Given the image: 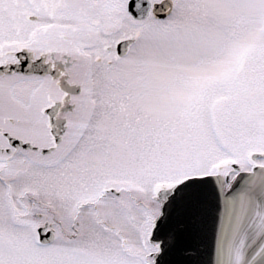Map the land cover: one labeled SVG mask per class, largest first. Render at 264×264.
<instances>
[{
  "label": "snow or ice",
  "instance_id": "obj_1",
  "mask_svg": "<svg viewBox=\"0 0 264 264\" xmlns=\"http://www.w3.org/2000/svg\"><path fill=\"white\" fill-rule=\"evenodd\" d=\"M0 264H264V0H0Z\"/></svg>",
  "mask_w": 264,
  "mask_h": 264
}]
</instances>
